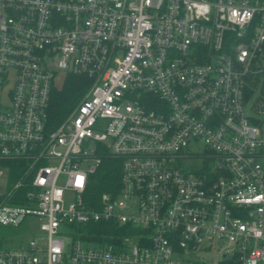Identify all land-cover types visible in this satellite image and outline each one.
<instances>
[{
    "label": "built area",
    "instance_id": "built-area-1",
    "mask_svg": "<svg viewBox=\"0 0 264 264\" xmlns=\"http://www.w3.org/2000/svg\"><path fill=\"white\" fill-rule=\"evenodd\" d=\"M262 61L264 0H0V264H264Z\"/></svg>",
    "mask_w": 264,
    "mask_h": 264
},
{
    "label": "trees",
    "instance_id": "trees-1",
    "mask_svg": "<svg viewBox=\"0 0 264 264\" xmlns=\"http://www.w3.org/2000/svg\"><path fill=\"white\" fill-rule=\"evenodd\" d=\"M90 85V80L85 75L69 74L62 87L54 88L52 91L50 103V116L54 121L62 120L81 99ZM253 89L247 90V98L252 97ZM121 171L118 160L105 158L103 166L98 175V182L95 188L96 193L100 194L109 189V183L118 182ZM15 177L10 180L14 182ZM100 232H103V239H110L111 233H115V228L109 223H103V226H97Z\"/></svg>",
    "mask_w": 264,
    "mask_h": 264
},
{
    "label": "rangeland",
    "instance_id": "rangeland-1",
    "mask_svg": "<svg viewBox=\"0 0 264 264\" xmlns=\"http://www.w3.org/2000/svg\"><path fill=\"white\" fill-rule=\"evenodd\" d=\"M264 65V61H262ZM53 69L58 73L55 77V85L57 87H62L65 82L64 71L58 68L56 61L51 63ZM7 90L8 86L3 85L0 88V104L3 105L7 102ZM199 163L197 160L192 161L191 168L198 169ZM13 184V181L8 178L7 169L0 164V195H4L7 189H10ZM22 232L21 228H12V227H1L0 226V248H13L18 247V242L20 240V234ZM69 240V239H68Z\"/></svg>",
    "mask_w": 264,
    "mask_h": 264
}]
</instances>
